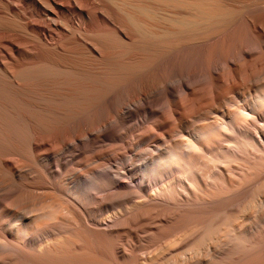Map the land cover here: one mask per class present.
<instances>
[{"label":"bare ground","instance_id":"6f19581e","mask_svg":"<svg viewBox=\"0 0 264 264\" xmlns=\"http://www.w3.org/2000/svg\"><path fill=\"white\" fill-rule=\"evenodd\" d=\"M0 264H264V0H0Z\"/></svg>","mask_w":264,"mask_h":264},{"label":"rangeland","instance_id":"374dc122","mask_svg":"<svg viewBox=\"0 0 264 264\" xmlns=\"http://www.w3.org/2000/svg\"><path fill=\"white\" fill-rule=\"evenodd\" d=\"M172 79V80H171ZM172 83H171V82ZM173 83H175L176 85V77H171L169 78V80H167L166 82H162L159 83L157 86H155V88L150 92V96L149 98L144 102V109H146L145 107L149 105H155V108H160L161 109V104L163 99L167 96V97H171L172 94L175 93V89L177 87V85L175 86ZM165 85V86H163ZM174 87H173V86ZM163 86V87H162ZM158 88V89H157ZM161 88V89H159ZM166 88V89H164ZM175 88V89H174ZM156 90V91H155ZM165 90V91H164ZM155 91V92H154ZM159 91V92H158ZM162 92V95H161ZM152 94V95H151ZM159 94V95H158ZM168 94V95H166ZM152 96V97H151ZM162 96V97H161ZM159 97V98H158ZM164 97V98H163ZM150 99V100H149ZM152 99V100H151ZM149 100V101H148ZM150 102V103H149ZM157 102V103H156ZM154 103V104H153ZM159 103V104H158ZM161 105V106H160ZM143 113L142 111L140 112L139 109H135L134 112L132 113H127L124 115H119V116H115L114 117V121L110 122L109 124H107L106 128L103 131V136L107 135V136H128L133 129L136 127L134 121L140 116V114ZM139 116H136V115ZM142 117V116H141ZM110 128V129H109ZM106 130V131H105ZM123 131V132H122ZM120 132V133H119ZM122 133V134H121ZM121 134V135H120ZM155 152V151H154Z\"/></svg>","mask_w":264,"mask_h":264}]
</instances>
